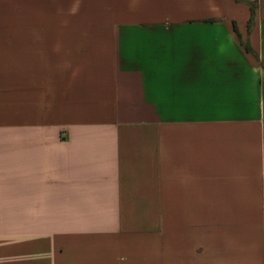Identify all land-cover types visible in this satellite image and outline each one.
Segmentation results:
<instances>
[{
	"label": "crops",
	"instance_id": "obj_1",
	"mask_svg": "<svg viewBox=\"0 0 264 264\" xmlns=\"http://www.w3.org/2000/svg\"><path fill=\"white\" fill-rule=\"evenodd\" d=\"M0 264H264V0H0Z\"/></svg>",
	"mask_w": 264,
	"mask_h": 264
},
{
	"label": "trees",
	"instance_id": "obj_2",
	"mask_svg": "<svg viewBox=\"0 0 264 264\" xmlns=\"http://www.w3.org/2000/svg\"><path fill=\"white\" fill-rule=\"evenodd\" d=\"M252 11H254V10H252Z\"/></svg>",
	"mask_w": 264,
	"mask_h": 264
}]
</instances>
